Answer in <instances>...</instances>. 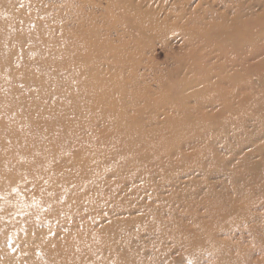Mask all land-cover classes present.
Segmentation results:
<instances>
[{"label": "rangeland", "instance_id": "374dc122", "mask_svg": "<svg viewBox=\"0 0 264 264\" xmlns=\"http://www.w3.org/2000/svg\"><path fill=\"white\" fill-rule=\"evenodd\" d=\"M0 4V264H264V0Z\"/></svg>", "mask_w": 264, "mask_h": 264}, {"label": "bare ground", "instance_id": "6f19581e", "mask_svg": "<svg viewBox=\"0 0 264 264\" xmlns=\"http://www.w3.org/2000/svg\"><path fill=\"white\" fill-rule=\"evenodd\" d=\"M8 14H10L8 6L4 5V4L1 6V4H0V16L3 17L4 15H8ZM0 45L3 46L5 48V50H8L10 48V44H9L8 41L7 42H3V43L0 42ZM116 154H119V153L116 152ZM104 159L105 158L103 157V155H101L99 157V159H97V160L104 162ZM90 161H93V160H90ZM96 164H97L96 165V168H97L96 170L101 169V170L104 171V169L101 168L100 162H96ZM116 169L119 170L118 167H115L114 170H116ZM119 171H121V170H119ZM111 230H115V234H117V235H121V233H123L121 231H125V229L122 230V228H120L118 226L117 227L113 226L112 228H110V230H109V232H107V234L104 231L105 236H103V233H95V232H93L92 233V238L90 239V241L89 242L88 241L85 242V243H88L89 249H87V251H88L89 254L91 252V256L93 258H94V254L97 253L98 250H99V253H101V251L106 252L108 250V248L110 247V245H109L111 243L110 235L114 234V233L110 234ZM114 235H113V238H114ZM40 237L42 238V236H40ZM107 238H108V240H107ZM125 241H127V240H125ZM79 243H81V242L77 241L71 247H68L69 245H66V246H63L60 249L51 248L50 249V253L53 254V255H56V256L65 255L64 256L65 260L62 263H67V260L69 261V260H71V258L81 257V254L83 253V250H84V247H83L84 244L83 245H77ZM106 247H107V249H106ZM38 250L41 251V247ZM23 252H24V249L22 250V253ZM26 253H27V251H26ZM39 254H41L42 257L46 259L47 263H49V264H59L58 259H53L51 257H47L46 254L43 253V252H39ZM133 257H134V258H132L133 261H132V259L129 260L126 257H123L121 259L124 260V261L128 260L125 264H128L131 261L133 263H136V261L138 259L141 260V258H140L141 257V253H140V255H136V256L133 255Z\"/></svg>", "mask_w": 264, "mask_h": 264}]
</instances>
